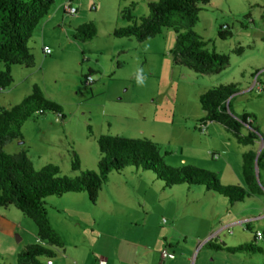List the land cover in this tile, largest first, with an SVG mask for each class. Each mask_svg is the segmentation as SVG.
Wrapping results in <instances>:
<instances>
[{"label": "rangeland", "instance_id": "rangeland-1", "mask_svg": "<svg viewBox=\"0 0 264 264\" xmlns=\"http://www.w3.org/2000/svg\"><path fill=\"white\" fill-rule=\"evenodd\" d=\"M73 1L78 14L70 16L64 13L67 0H55L52 8L59 11L60 24L53 31H47L45 37L41 35V25L35 28L27 43L34 66H11L13 82L0 91V108H9L19 104L30 94L31 87L37 85L46 100L62 108L65 117L61 120L52 112L33 117L22 126V139L9 144L4 151L12 155L24 150L34 171L52 165L61 177L74 178L81 172H98L97 139L100 136L148 139L158 145L167 166L203 169L214 173L222 185L243 187L241 155L252 146L238 144L217 123L205 121L199 97L213 88L208 78L236 85L238 93L231 102L232 112L237 116L248 113L255 117L254 126L261 140L255 147L264 149V91L258 93L256 90L257 85H264V22L259 17L264 13V0H212L200 12L194 32L208 43V49L214 48L229 57L228 66L213 76L199 75L174 64L171 52L175 47V33L171 28H165L160 35L143 42L132 37L115 38L113 30L128 25L121 18L123 5L128 0ZM250 12L257 18L254 24L248 23L246 16ZM75 17H81L80 23L94 24L96 37L87 42L74 40L75 30L70 23ZM223 27L232 33L231 38L219 39L218 31ZM43 46L50 50L49 55L44 54ZM239 48L241 54L235 52ZM4 69L1 64L0 70ZM88 75L92 76L93 83L86 86ZM210 123L216 129L213 127L208 133L205 125ZM242 133L246 131L242 130ZM213 153L218 155L217 159ZM73 154L79 159V171L71 169ZM258 175L262 194L255 195L256 200H245L240 204L236 216L238 219H260L250 222L249 229L243 223L227 230L231 238L238 237L237 241L242 245L252 244L260 251L236 255L223 253L228 259L227 264H264V168ZM190 189V193L183 188L172 189L166 191L170 197L161 198L171 201L170 210L189 217H192V211L196 212L191 209L193 204L186 203L183 193L191 202H196L195 206H205L199 207L198 212L208 208L213 211L215 201L228 205V200L217 194L205 197L198 188ZM156 194L158 191L149 188L144 179L110 175L98 203L91 204L90 215L98 219V227L94 232L83 229L84 236L88 240L98 236V250L101 251L123 244L114 238L136 241L145 234L142 221L145 215L139 204L145 195L154 203ZM182 198L186 200L183 205L179 204ZM54 202L59 200L47 201ZM185 206L188 207L185 209ZM159 208L155 206V213H159ZM12 210L25 220V229L33 243L38 241L32 231L34 223L17 209ZM234 210L230 209V212L233 214ZM83 217H86L84 212ZM208 217H213V213L210 212ZM149 224L155 225L154 215L149 218ZM153 231L157 232V229L153 228ZM258 231L262 233L260 241L255 240ZM17 236L20 237L15 233L12 238L16 243ZM153 237L160 241L156 234ZM41 243L38 241V245ZM213 250L210 249L216 252ZM196 257L197 253L194 261ZM39 261H46V256L39 257ZM0 264H17L16 254L12 255L5 245L0 247Z\"/></svg>", "mask_w": 264, "mask_h": 264}, {"label": "trees", "instance_id": "trees-1", "mask_svg": "<svg viewBox=\"0 0 264 264\" xmlns=\"http://www.w3.org/2000/svg\"><path fill=\"white\" fill-rule=\"evenodd\" d=\"M212 0H159L149 3L146 16L136 18L131 8L121 12V18L128 25L116 28L115 38H134L138 42L155 38L165 28L175 33V47L171 52L175 65L183 66L199 75H217L229 64L227 55L208 49L194 27L199 21L200 12ZM55 0H0V91L10 87L13 82L10 67L14 65L31 68L34 58L28 48V40L40 22L49 14ZM94 24L85 23L76 28L73 39L87 42L95 38ZM220 40H227L232 33L227 27L218 31ZM241 54V49H236ZM238 93L234 84L219 85L208 89L199 97L200 106L205 113V121L223 126L243 146L253 148L242 155V176L244 186L222 185L214 173L193 167L171 168L160 156L158 145L148 139L134 140L120 136H100L97 139L100 159L98 172H81L74 178L61 177L52 165L40 171L33 170L25 151L7 154L4 148L16 140H21V128L28 120L46 112H52L63 120L62 108L43 97L41 89L34 85L29 95L19 104L0 108V208L14 207L30 219L37 230L40 241L50 246L60 247L61 239L52 228L47 212V201L69 194L84 193L89 202L96 204L100 193L108 182L111 173H123L134 168L151 174L164 188L174 189L200 186L206 191L226 198L231 204L262 194L257 179L258 171L264 168V149L254 148L260 140L256 119L247 114L237 117L230 111V102ZM252 118L251 122L248 120ZM244 125L249 126L248 134L242 133ZM72 171L80 170L79 159L73 154ZM210 249L222 250L230 254L256 253L260 249L252 244L235 248L209 245ZM52 258V253L39 246L28 247L17 255V264H40L39 257Z\"/></svg>", "mask_w": 264, "mask_h": 264}, {"label": "crops", "instance_id": "crops-1", "mask_svg": "<svg viewBox=\"0 0 264 264\" xmlns=\"http://www.w3.org/2000/svg\"><path fill=\"white\" fill-rule=\"evenodd\" d=\"M157 1L159 0H128L125 5H123V10L132 7V15L134 14V17L140 18L148 14L149 3ZM70 5L74 7L73 0H71ZM64 13L66 14L65 7ZM246 17L249 18L247 20L248 23L251 24H254L257 20V18L253 16L252 12H250ZM259 17L264 22V13ZM60 18L59 11L55 8H52L49 14L39 24L41 25V35L45 37L47 31H53L55 27L60 24ZM80 18L81 17H75L71 20L70 24H72L74 30H76L78 26L83 25V23H80ZM45 48L47 47L43 46V52ZM208 79L210 80L209 84L212 87L228 85L227 83H222L221 81H218L214 78ZM231 102L229 108L232 112ZM233 112L232 114L237 116L236 113ZM244 114L248 115V113ZM250 120H252V118H250ZM217 125L229 133L220 124ZM205 126L208 133H211V130L215 128V126H213L211 123ZM242 130L246 131L245 134L250 132V128L247 125H244ZM257 143H260V141ZM255 146L254 148H256ZM261 146L262 145H260L258 148ZM22 151L24 150H20L19 152ZM246 152L247 151H244L242 155ZM110 175H130L132 177H136L137 180L140 178L144 179V181L146 180V184L149 185V188L153 187L159 193L156 194L158 195V197L156 196V200L154 202L156 204H154L153 201L150 202L146 195L142 199V204H139V207L143 210L145 215L142 217L145 227V234H141L136 239V241L132 239L114 238L116 242L119 241L123 244L119 243L118 245H113L112 247L102 251L98 250V236L88 240V238L84 236L85 230H83L85 228H89L91 232H94V229L98 227V219L95 216L91 217L90 215L91 203L88 202V198H85L87 197L86 194L77 193L65 195L61 198H55L59 200V202H54L53 204L47 203L46 206L50 224L61 239L62 245L60 247L49 245L43 246V243H41L39 239L37 240L41 243V246L38 245V241H34L33 243V238L28 235L27 229H25V220H23L19 214L12 210L14 209L13 207L0 208V247L5 245L7 250H10L12 255L16 254L17 257L19 252L26 250L28 247L39 246L52 253L51 259L53 264H94L95 261L100 257L105 258L107 260V264H191L192 262L193 264H227L228 259L223 254L227 252L217 249L213 250L216 252H211L209 245H223L226 248H235L237 246H241L242 244L237 241L238 237L231 238L228 236L230 234L228 233L227 229L231 226L242 225L243 223L246 224L247 229H249L250 222L260 219V217L238 219L236 216L240 212V204L244 203L245 200H254L255 195L239 203L231 204L228 201V205H226L224 202L215 201L216 204L212 207L213 211L211 208H208L198 212L196 210H198L199 207L205 208V206H195L196 202H191L189 197H186V195L183 193L187 201L182 198L179 200V204L183 205L185 201L187 204H193L191 209L195 210L196 212L194 213V211H192V217H189V215H181L180 211L177 212L168 208L169 204H171V201L162 200L161 197H168L169 195L166 191H172V189L164 188L161 183L151 176V174L141 170H136L134 168H127L123 173H111ZM141 184L142 182H140V185ZM143 185L146 187L145 184ZM195 187L198 188L201 191V194L205 197H213V195H215L214 193L206 191L204 187ZM177 188H183L188 193L192 191L190 188H186L185 186ZM103 189L101 193L103 192ZM111 202L113 203V200ZM96 203H98V201ZM155 206L160 207L158 214L155 213ZM187 207L188 206H185L184 208L186 209ZM230 209H235V212L232 214ZM83 212L86 213V217H83ZM210 212L213 213V217L211 218L208 217ZM152 215H154L155 225L149 224V218ZM160 226H163V228H160ZM29 228L31 230L30 226ZM153 228L157 229V232H154ZM32 231H34L37 235L36 227L33 228ZM15 233L20 235V237L17 236V243L12 240ZM153 234L158 236L160 240L159 242L155 238L156 236L153 237ZM153 239H156V241L153 242ZM20 243L22 246L19 245ZM164 248H167L169 251L175 254V258L173 260H162L160 252ZM195 253H197V257L194 261ZM56 256H58L57 260L54 259ZM47 261L48 259H46V261L40 262V264H46Z\"/></svg>", "mask_w": 264, "mask_h": 264}, {"label": "built area", "instance_id": "built-area-1", "mask_svg": "<svg viewBox=\"0 0 264 264\" xmlns=\"http://www.w3.org/2000/svg\"><path fill=\"white\" fill-rule=\"evenodd\" d=\"M70 3H71V0H68V3L65 5V12H66V14H68L70 16H75V15H77L78 10H77V8L72 7L70 5ZM50 53L51 52H50V50L48 48H45L44 49V54L49 55ZM92 83H93V78H92L91 75H88L85 78V85L86 86H89ZM256 90H257L258 93L264 91V85H262V86L257 85L256 86ZM249 122H251L250 119L248 120V123ZM213 156H214L215 159L218 158V155H216V154H213ZM164 223H165V221H164ZM261 239H262V233L261 232H256V234H255V240L256 241H260ZM160 255H161L162 260H165V259L173 260L175 258V254L173 252L169 251L167 248L162 249L161 252H160ZM46 264H53L52 259L48 260L46 262ZM94 264H107V260L105 258H103V257H100V258H98L95 261ZM191 264H193V262Z\"/></svg>", "mask_w": 264, "mask_h": 264}, {"label": "water", "instance_id": "water-1", "mask_svg": "<svg viewBox=\"0 0 264 264\" xmlns=\"http://www.w3.org/2000/svg\"><path fill=\"white\" fill-rule=\"evenodd\" d=\"M261 150H259L260 152ZM256 174H257V179H259V175H258V168H257V165H256Z\"/></svg>", "mask_w": 264, "mask_h": 264}]
</instances>
